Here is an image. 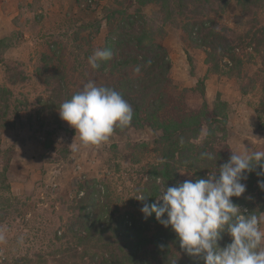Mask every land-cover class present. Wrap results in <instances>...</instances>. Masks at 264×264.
<instances>
[{
	"label": "trees",
	"instance_id": "16d2710c",
	"mask_svg": "<svg viewBox=\"0 0 264 264\" xmlns=\"http://www.w3.org/2000/svg\"><path fill=\"white\" fill-rule=\"evenodd\" d=\"M230 1L133 0L137 9L132 13L128 7L106 10L108 34L99 49L110 50L112 57L93 68L105 74L96 84L113 87L133 108L130 124L114 132L144 126L160 131L153 142L157 161L141 167L134 200L125 207L104 182L89 178L76 181L75 196L62 202L67 215L59 216L57 226L50 224L45 229V250L37 252L34 260L17 257V264H204L202 258L190 256L181 248L171 226H162L154 213L146 218L140 209L145 202L161 203L159 193L166 184L176 186L185 179L207 178L232 155L227 143L229 103L217 92L211 104L203 99L198 108L189 107L184 99L187 88L180 89L173 82L168 51L158 42L165 34V24L178 17L190 45L203 50L208 66L207 74L198 77L191 90L204 97L208 74H217L235 78L239 90L247 94L257 87V79L245 72L246 64L257 58L264 68V23L259 16L264 0H235L240 11L237 28L216 18ZM151 4L157 10L148 15L142 8ZM10 40V36L0 38V63ZM186 55L194 75L192 56ZM44 69L48 94L39 103L45 111L58 110L76 92L67 86L64 68L48 61ZM6 73L10 85L25 79L8 63ZM13 97L10 87L0 85V128L13 126L19 118L21 102L16 98L11 101ZM259 106L257 117L264 129V99ZM202 153H210L214 159L202 157ZM181 170L191 175L181 178ZM258 171L257 167L244 181L246 192L231 198L242 214L264 215V190L258 186L264 175L258 176ZM10 183L7 171L0 169V224L19 211L21 197L12 193ZM141 194L148 196L143 202L135 198ZM222 236L218 241L221 247L231 242L227 233Z\"/></svg>",
	"mask_w": 264,
	"mask_h": 264
},
{
	"label": "rangeland",
	"instance_id": "374dc122",
	"mask_svg": "<svg viewBox=\"0 0 264 264\" xmlns=\"http://www.w3.org/2000/svg\"><path fill=\"white\" fill-rule=\"evenodd\" d=\"M132 1L0 0V36L11 39L0 63V85L13 91L11 101L16 98L21 102L15 124L0 128V169L7 171L12 193L21 197L19 211L0 224V264H17L15 258L21 256L34 260L37 252L45 250V229L50 224L57 226L59 216L67 215L62 202L75 196L76 181L89 178L104 182L125 207L134 200L141 167L157 161L153 142L160 135L158 130L130 127L113 132L100 145L84 146L75 129L60 118L59 109L45 111L39 103L48 94L44 81L48 61L65 69L66 84L72 92L80 91L89 80H104L105 74L95 71L88 58L105 42L106 10L128 7L132 13L137 9ZM156 10L153 4L142 8L148 15ZM239 13L235 0H231L216 18L237 28ZM259 16L264 23V11ZM165 30L158 42L168 51L173 82L180 89L187 88L186 104L198 108L203 99L211 104L220 92L230 108L229 151H264V129L257 117L260 100L264 99V68L259 60L245 66L247 74L256 76L254 90L243 94L235 78L208 74L203 97L191 89L198 77L207 74L205 53L190 45L178 17L167 22ZM186 52L192 56L194 75L190 73ZM7 63L25 76L23 82L9 84ZM189 173L181 170L179 176L186 178Z\"/></svg>",
	"mask_w": 264,
	"mask_h": 264
},
{
	"label": "clouds",
	"instance_id": "9594fccd",
	"mask_svg": "<svg viewBox=\"0 0 264 264\" xmlns=\"http://www.w3.org/2000/svg\"><path fill=\"white\" fill-rule=\"evenodd\" d=\"M111 57L110 50L98 48L88 60L95 69L100 61ZM59 115L75 129L84 146L100 145L109 140L116 128L130 124L133 108L113 87L98 86L89 80L60 105ZM201 155L214 159L210 153ZM257 167L256 174L264 175V151H232L218 171L209 173L207 178L185 179L176 186L166 184L159 193L161 203L145 202L140 211L146 218L154 213L165 228L171 226L181 248L190 256L202 258L204 264H264V217L242 214L240 206L231 199L246 192L244 181ZM258 186L264 190V180H258ZM146 197L141 194L135 198L143 202ZM223 233L231 242L221 247L218 241Z\"/></svg>",
	"mask_w": 264,
	"mask_h": 264
},
{
	"label": "crops",
	"instance_id": "0c3cea01",
	"mask_svg": "<svg viewBox=\"0 0 264 264\" xmlns=\"http://www.w3.org/2000/svg\"><path fill=\"white\" fill-rule=\"evenodd\" d=\"M0 37H1V36H0ZM261 217H264V215L261 216ZM261 228L264 229V224H261Z\"/></svg>",
	"mask_w": 264,
	"mask_h": 264
}]
</instances>
